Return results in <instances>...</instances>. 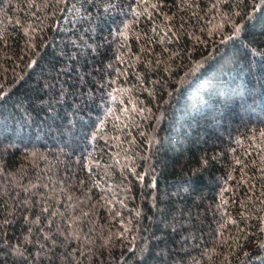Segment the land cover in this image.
Masks as SVG:
<instances>
[{
  "label": "trees",
  "instance_id": "obj_1",
  "mask_svg": "<svg viewBox=\"0 0 264 264\" xmlns=\"http://www.w3.org/2000/svg\"><path fill=\"white\" fill-rule=\"evenodd\" d=\"M0 264H264V0H0Z\"/></svg>",
  "mask_w": 264,
  "mask_h": 264
}]
</instances>
